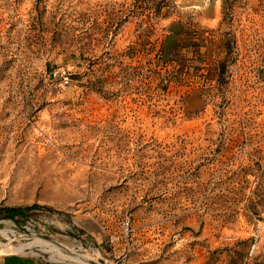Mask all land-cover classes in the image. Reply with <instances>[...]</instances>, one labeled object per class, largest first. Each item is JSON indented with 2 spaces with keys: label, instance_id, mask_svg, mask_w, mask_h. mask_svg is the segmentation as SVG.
<instances>
[{
  "label": "rangeland",
  "instance_id": "1",
  "mask_svg": "<svg viewBox=\"0 0 264 264\" xmlns=\"http://www.w3.org/2000/svg\"><path fill=\"white\" fill-rule=\"evenodd\" d=\"M32 205L0 264H264V0H0V209Z\"/></svg>",
  "mask_w": 264,
  "mask_h": 264
},
{
  "label": "trees",
  "instance_id": "2",
  "mask_svg": "<svg viewBox=\"0 0 264 264\" xmlns=\"http://www.w3.org/2000/svg\"><path fill=\"white\" fill-rule=\"evenodd\" d=\"M37 207L36 205H32L30 207H11V208H2L0 209V217L4 219L15 220L17 216H21L24 212L34 209Z\"/></svg>",
  "mask_w": 264,
  "mask_h": 264
},
{
  "label": "built area",
  "instance_id": "3",
  "mask_svg": "<svg viewBox=\"0 0 264 264\" xmlns=\"http://www.w3.org/2000/svg\"><path fill=\"white\" fill-rule=\"evenodd\" d=\"M264 243V230L253 236V242L249 248L248 255L251 257L259 250V246Z\"/></svg>",
  "mask_w": 264,
  "mask_h": 264
},
{
  "label": "bare ground",
  "instance_id": "4",
  "mask_svg": "<svg viewBox=\"0 0 264 264\" xmlns=\"http://www.w3.org/2000/svg\"><path fill=\"white\" fill-rule=\"evenodd\" d=\"M6 233V232H5ZM16 248V247H15ZM21 248H22V246H21ZM21 249H13V248H8V249H5V252H6V254H12V253H15V252H18V251H20ZM2 253H4L3 251H1ZM21 253V255H22V252H20ZM60 253V252H59ZM66 256H63V255H61V254H59L58 255V259H60V260H63L64 258H65ZM70 258V257H69ZM71 259V258H70ZM70 259H68V260H70ZM73 260V259H72ZM81 262V261H80Z\"/></svg>",
  "mask_w": 264,
  "mask_h": 264
}]
</instances>
